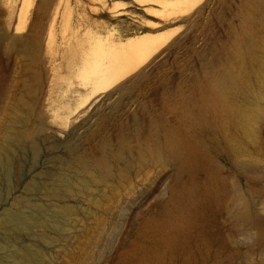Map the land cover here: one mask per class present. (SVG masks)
<instances>
[{"label": "rangeland", "instance_id": "rangeland-1", "mask_svg": "<svg viewBox=\"0 0 264 264\" xmlns=\"http://www.w3.org/2000/svg\"><path fill=\"white\" fill-rule=\"evenodd\" d=\"M174 1L0 0V264H264V0L153 14ZM157 29L144 66L65 105L73 41L105 36L102 61Z\"/></svg>", "mask_w": 264, "mask_h": 264}, {"label": "bare ground", "instance_id": "bare-ground-1", "mask_svg": "<svg viewBox=\"0 0 264 264\" xmlns=\"http://www.w3.org/2000/svg\"><path fill=\"white\" fill-rule=\"evenodd\" d=\"M200 1L201 0H176L174 2L158 3V5H160V7H159L160 10L156 11V12L154 11L153 14L154 15L157 14V16L160 15L161 17H165L164 19L181 16V15H184V14L190 12L192 9H194L200 3ZM156 3H157V1H156ZM70 12H72V11H70ZM62 13L64 16V13H66V11L65 12L63 11ZM59 17H61V20L59 19ZM38 19L39 18H36L35 22L32 24V27L37 26V23H39ZM56 20L60 21L57 24L58 28H59V25H61L64 22L65 18L63 20L62 16H60L59 12L56 11L54 16L52 17V21L50 23H54V21L56 22ZM61 21H62V23H61ZM158 25L159 24H157V26ZM53 26H55V24H53ZM53 26H52V29H53ZM153 26H155V25H153ZM60 28H62V26H60ZM155 28H156V26H155ZM40 29L43 30L42 27ZM50 34H51L50 36L53 37L51 32H50ZM62 34L60 33V35L62 36L61 37L62 40L59 41L60 45H61V43L64 42V40H65V42H64L65 44L63 43L62 48H60L63 50L62 56L64 54V50L66 52V49H64L66 47V44H68L67 47H69L71 44H72V46L74 44L76 45V47L73 46V47H75L76 50L73 47H72V49H70V50H72V52H74V50H75L74 53L71 52L72 54H74L73 55L74 59H72V60H74L75 65L73 63H71V61H70V63H68L71 67L73 65L75 67L74 68L75 71H73L74 70L73 67L71 68L68 65L69 68L71 69V71L75 72V73H73V75L71 74L72 77L74 76L73 78H75V77H78L80 75L83 76L85 74L89 75L88 80L85 83L81 84V86L83 87L82 90L74 89L73 92L74 93L76 92V94H78L77 98H75V96H72V98H70V100L65 102V105H68V103L71 102L72 100H74V102L78 101L79 103L76 106V109H77L81 105H83L84 102H86L93 95L107 90L113 83H115V81H118L119 79L130 74L131 72L135 71L139 67H142V65L144 66L145 63H147L152 57H154L155 54H157L164 46L167 45L169 40L173 37L174 32L173 31L171 32L170 29H165V30H160V31L157 29L152 34H146V35H142V36L135 37V38H129L123 42L116 43V45H115V43H113L112 44L113 48L111 47V49L109 50L111 53L110 57L108 59L102 60V61L97 57V55H98V52L104 51V49L101 47V42H104V41H102V40H104L102 37L105 38V36H102V35H100V33H98L97 39L93 38V41H90V42L87 41V44H84V45H87L86 47H90L91 45H89L88 43H91L93 45H97V42H99L97 40H100V37L102 39L100 42L101 48L99 47V43H98V45H97L98 49L96 46V48H94V47L89 48L91 51H89V50L87 51L86 48H84V49L82 48L80 50L81 46L83 47L82 42L80 43V41L77 42V40H75V41H73L74 44H73V42L72 43H66V41L71 42L73 40V37H69L72 40L70 39L68 41L67 40L68 37L66 39L65 34H63V35ZM98 37H99V39H98ZM112 38L114 39V36ZM118 39H120V37H118ZM12 40H13L12 42L15 44L14 46H16L18 48H22V49H26V50L31 49L35 53L38 50V46L36 44H34L33 42H31V40L27 36H14ZM109 40H111V43L114 42V40H112V39H109ZM76 42L79 43L78 45L81 44L80 47H77L78 45ZM93 42L96 44H94ZM111 43L109 44V46H111ZM63 46H64V48H63ZM104 47H105V51H106L108 49L107 48L108 46L107 47L104 46ZM67 50H69V49H67ZM109 51L107 50V52H109ZM70 69H69V72H70ZM210 99H211V102H213V103L216 102L217 100H218V102H221V103H222V101L228 102L227 100H229V99L225 100L226 95L224 93H222L221 91H219L218 88L213 90ZM226 106H225V108H227ZM232 108H230V109H232ZM228 110H229V108H228ZM223 111H224V108H223ZM71 113H72V110L67 112V114H65V115L69 116V114H71ZM170 148H171V151H172L174 157L179 159V160H182V162L184 164H187L188 162L192 161L191 157L193 155V149L188 144H186V142L184 143V142H181L179 140L177 142H172L170 144ZM104 165H105V163L103 164V167H104Z\"/></svg>", "mask_w": 264, "mask_h": 264}]
</instances>
